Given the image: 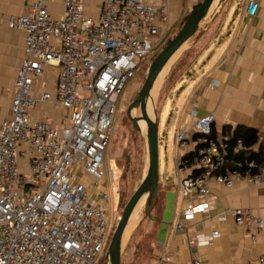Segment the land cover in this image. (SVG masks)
Instances as JSON below:
<instances>
[{
	"label": "built area",
	"instance_id": "built-area-1",
	"mask_svg": "<svg viewBox=\"0 0 264 264\" xmlns=\"http://www.w3.org/2000/svg\"><path fill=\"white\" fill-rule=\"evenodd\" d=\"M46 1L33 0L29 14L7 18L10 28L24 32L25 44L11 112L0 122V264H97L113 227L104 184L116 102L131 80L146 75L170 40L171 4L100 0L99 15L93 17L84 15V0H63V14L56 18ZM258 7L259 0H247L246 14L255 15ZM47 66L56 76V94L35 96L31 87ZM42 101L63 110L60 124L32 118ZM213 121L212 113L198 117L192 157H177L178 176L186 173L178 179L185 221L209 212L211 180L228 186L240 179L264 181V162L249 163L254 172L222 170L226 144L209 137ZM175 142L179 149L188 145V133L179 130ZM241 143L238 139L237 146ZM231 214L237 224L263 227L250 209L235 208ZM174 226L184 228L180 222ZM219 236L215 229L196 243L211 244ZM257 264H264V256Z\"/></svg>",
	"mask_w": 264,
	"mask_h": 264
},
{
	"label": "crops",
	"instance_id": "crops-1",
	"mask_svg": "<svg viewBox=\"0 0 264 264\" xmlns=\"http://www.w3.org/2000/svg\"><path fill=\"white\" fill-rule=\"evenodd\" d=\"M32 1L0 0V122L11 112L14 82L25 44L24 32L10 28L7 18L10 14H29ZM200 1L170 0L171 24L178 28ZM46 6L54 17L62 16L63 0H47ZM99 6L100 0H84V15L97 17ZM246 6L247 0L216 2L174 61L196 48V55L179 71L166 92H171L172 99L176 97L167 118L173 122L170 126L175 135L179 130L191 135L189 147L178 149L177 156L191 152L195 146L194 122L207 113L214 116L212 131L217 139L228 138L225 128L233 129L239 124L256 129L260 138L264 137V0H259L253 16L246 14ZM41 91L52 97L56 94V76L50 66L44 68L43 76L31 87L35 96ZM62 113L51 102L42 101L31 116L58 125ZM180 176L176 181L158 179L159 223L148 264H194L196 260L200 264H257L264 256V181L252 184L240 179L228 186L211 180L214 198L209 212L185 221L180 215L186 203L179 191ZM235 208L250 209L263 220L262 229L257 230L255 223L237 224L231 214ZM176 222L184 228L176 229ZM215 229L220 236L213 243L197 245V239L204 240Z\"/></svg>",
	"mask_w": 264,
	"mask_h": 264
},
{
	"label": "rangeland",
	"instance_id": "rangeland-1",
	"mask_svg": "<svg viewBox=\"0 0 264 264\" xmlns=\"http://www.w3.org/2000/svg\"><path fill=\"white\" fill-rule=\"evenodd\" d=\"M176 28L177 25H172L169 34L172 35L176 31ZM178 55L179 53L172 60V63L169 64V68L166 69L154 98V108L156 109L158 117V179L160 182H163V179L169 181L175 179L176 181L178 178L176 161L179 148L175 142L173 143L175 129L170 126L173 125V122L171 120L167 121L173 100H175L176 97L172 99V94L169 92L162 99V94L164 93L162 88L165 85L168 73ZM146 75L140 73L137 78L131 80L124 87L116 102L117 116L113 136L105 158L107 174L104 184L109 193L107 214L113 216L111 236L117 224V218L122 214L124 200L127 197L129 198L133 190L139 184L143 174L146 172L147 151L144 133L133 126L126 114L129 103L134 99L135 94L141 88ZM130 114L131 116H139V109L137 107L133 108ZM188 140L191 142V135L188 136ZM185 147L189 146L186 145ZM182 149L183 148H181V150ZM128 158H130L129 163ZM128 165L129 167H127ZM131 170H133L132 177H130V175L127 176ZM110 171L112 172V179H110ZM148 203L149 197L145 196L142 203L136 207L137 209L135 208V224L124 241L123 250L136 228L142 224V219L150 214L152 208L149 210L148 214L145 213ZM101 259L97 261V264H106L105 256L102 261Z\"/></svg>",
	"mask_w": 264,
	"mask_h": 264
},
{
	"label": "water",
	"instance_id": "water-1",
	"mask_svg": "<svg viewBox=\"0 0 264 264\" xmlns=\"http://www.w3.org/2000/svg\"><path fill=\"white\" fill-rule=\"evenodd\" d=\"M215 0H202L200 5L196 7L187 16L175 35L165 44V46L154 56L148 67L145 80L135 94L134 99L129 103L126 114L131 120L133 126H136V120L143 118L146 123V132L144 135L147 151V167L139 184L129 196L124 205L122 214L119 216L111 239L107 246L105 261L106 264H120L121 253L123 250V234L128 226L130 217L132 216L136 206L142 197L148 196L149 203L145 210L148 214L149 210L154 206L158 195V117L156 109H153L154 117L151 118L147 111V103L154 87L160 77L162 71L167 67L170 60L176 53L180 52L189 39L201 28V24L211 13L215 5ZM218 0L217 2H222ZM216 4V3H215ZM212 7V8H211ZM139 109V116H131L130 112L133 108Z\"/></svg>",
	"mask_w": 264,
	"mask_h": 264
},
{
	"label": "trees",
	"instance_id": "trees-1",
	"mask_svg": "<svg viewBox=\"0 0 264 264\" xmlns=\"http://www.w3.org/2000/svg\"><path fill=\"white\" fill-rule=\"evenodd\" d=\"M201 1L198 2L195 6H193L191 11H193L196 7H198ZM189 14H187L185 18H183V21L181 22L179 27L176 29V31L172 34L171 38L179 30V28L184 23V21L186 20ZM196 52H197L196 48L192 47L190 50L184 52L180 56L178 61H176L173 64L169 72V75L166 78L165 85L162 88V90L164 91V93L162 94V98L166 94L167 90L170 89L171 84L174 82L177 75H179V71L183 70V68L186 67L187 65L186 63L188 61H189L188 63H190L191 58L196 55ZM188 57L190 58L189 60H188ZM225 130H226L225 134L227 135L228 138L219 139V140H224L226 144V148H225L226 162L222 170L223 171L250 170L251 172H254L256 168H251V167L248 168V166H249V163L251 162L254 164L255 167L263 164L264 162V137L260 138L256 129L245 126V125H241V124L235 126L233 129L225 128ZM197 135H198L197 133H194L193 137L196 138ZM209 137L216 138V136L213 134V131L211 132ZM238 139H240L242 142L240 147L237 146ZM192 155L193 153L189 152L185 154V157L191 158ZM129 161H130V158H128V163ZM127 167H129V165ZM132 174H133V170L129 171L127 176L130 175V177H132ZM158 192H159V182H158ZM127 200H128V197L124 200L123 206L125 205ZM159 203H160L159 199H157L156 203L151 209L150 214L146 215L143 218L144 220L142 219V224L136 228V230L130 237L128 244L126 245L125 249L121 253V263L120 264H148L149 263L150 258L153 256L152 251H153V241L155 238V228L158 226V223H159V217H158V213L160 209ZM103 259L104 257L101 259V261Z\"/></svg>",
	"mask_w": 264,
	"mask_h": 264
},
{
	"label": "bare ground",
	"instance_id": "bare-ground-1",
	"mask_svg": "<svg viewBox=\"0 0 264 264\" xmlns=\"http://www.w3.org/2000/svg\"><path fill=\"white\" fill-rule=\"evenodd\" d=\"M218 0H215L212 4V7L213 5H215V3L217 2ZM211 7V8H212ZM178 54V52L176 53V55ZM176 55L173 56V58L170 60V62L168 63L167 67L162 71L160 77L158 78V81L156 83V86L154 87V90L152 91V94L150 96V98L148 99V103H147V111H148V114L151 118L154 117V114H153V109H154V98H155V95H156V91H157V88H159L160 86V83H161V80H162V77L163 75L165 74L166 72V69L169 68V64L172 63V60L176 57ZM136 126L141 130L142 133L145 134L146 132V123H145V120L143 118H139L136 120ZM144 197L141 198L140 202L138 203L137 206H139L142 201H143ZM136 206V207H137ZM137 209V208H136ZM137 212V211H136ZM139 215V214H138ZM135 219H136V215L135 213L133 212L132 216L130 217V220H129V224L128 226L125 228V231H124V234H123V243L124 241L126 240L127 236L129 235L130 231L132 230L134 224H135Z\"/></svg>",
	"mask_w": 264,
	"mask_h": 264
}]
</instances>
